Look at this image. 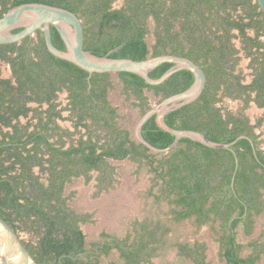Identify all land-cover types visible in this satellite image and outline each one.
<instances>
[{"label": "trees", "instance_id": "16d2710c", "mask_svg": "<svg viewBox=\"0 0 264 264\" xmlns=\"http://www.w3.org/2000/svg\"><path fill=\"white\" fill-rule=\"evenodd\" d=\"M116 1L0 0V16L25 2L56 5L78 15L83 24V46L96 55L144 59L173 53L189 57L204 70L205 87L194 101L167 112L165 122L177 129L199 130L219 142L247 134L256 148L247 137L235 141L236 171L232 151L211 148L188 137L179 138L167 152L150 151L118 122L117 107L107 99L111 72H93L88 78V71L50 53L43 33L37 30L18 46L17 42L0 44V57L9 60L18 81L16 87L0 81L4 89L0 92V123L10 127L1 131L0 152L5 151L7 159L13 156L9 165H4L0 156V216L16 231L31 234L24 245L40 264H100V256L109 255L112 249L119 252L122 264L149 262L156 251L154 244L165 235V230L159 231L161 219L153 227L134 222L132 237L102 231L98 240L87 243L81 223L89 220V214L73 209L68 203L70 194L64 193L72 178L83 176L89 181L93 171L99 184H107L114 172L109 158H129L149 167L160 187L156 197L171 205L174 221L192 216L197 225L218 221L221 264H257L262 258L264 264V239L243 244L236 231L241 225L249 234L255 216L264 212V151L257 147V135L246 117L230 110L223 114L217 105L223 95L239 97L243 92L247 101V91L256 90L254 100L264 106V40L259 39L264 35L262 10L256 0H122L120 5ZM250 29L254 35L248 33ZM50 30L53 44L64 49L56 28L51 25ZM149 34L152 44L147 40ZM240 49L250 57L253 78L247 84L240 81ZM14 51L16 54L10 55ZM172 64L163 62L149 75L156 78ZM116 74L123 93L128 99L133 96L140 115L151 105L145 91H151L159 101L186 89L194 78L190 70L180 69L152 85L137 73ZM62 87L70 92L66 108L73 115L72 129L59 123L70 116H62L53 100ZM27 88L37 101L49 102V108L46 115L34 108L26 123H20L18 116L26 117L29 109L24 105L29 98L24 97ZM141 134L158 147L174 139L157 125L154 115L143 123ZM17 162L19 170L15 169ZM35 164L41 172L48 170L47 177L33 173ZM245 245L252 248L246 257L240 254ZM175 246L191 264H211L205 260L204 244L177 242Z\"/></svg>", "mask_w": 264, "mask_h": 264}, {"label": "rangeland", "instance_id": "374dc122", "mask_svg": "<svg viewBox=\"0 0 264 264\" xmlns=\"http://www.w3.org/2000/svg\"><path fill=\"white\" fill-rule=\"evenodd\" d=\"M121 2L122 0H117L116 5H120ZM147 40L152 44L153 36L149 34ZM249 60L250 58L244 55L240 63L247 77L251 75ZM110 80L112 87L108 90V97L117 107L118 122L122 127L128 128L133 135V126L140 116L139 108L134 105L133 96L128 99L123 93L122 81L115 72L110 74ZM145 94L151 105L157 102L151 91H145ZM227 104L234 110L242 107L237 100H228ZM60 124L64 127L71 126L69 119L60 121ZM109 162L114 166V172L107 184L105 182L99 184L97 173L93 171L89 181H85L83 176L74 177L64 188V193L70 194L69 205L79 213L89 214V220L81 224L87 243L98 240L102 231L121 237L125 235L132 237L134 222H147L153 227L157 220L161 219L162 226L159 231L165 230L164 238L154 244L156 251L150 261L141 264H191L190 259L178 254L175 246L177 242L204 244L205 260L220 264L216 239L220 234L218 221L213 225L210 222L197 225L194 217L174 221L170 213L171 205L163 197H156L159 194V183L146 164L129 158L109 159ZM236 231L237 240L243 244L252 240H263L264 212L255 216V223L249 234L245 233L241 225ZM21 234L26 238L30 233L21 231ZM251 251L252 248L245 245L241 254L247 255ZM99 260L100 264L123 262L116 249H112L107 256H100ZM257 264H263V258Z\"/></svg>", "mask_w": 264, "mask_h": 264}, {"label": "water", "instance_id": "95a60500", "mask_svg": "<svg viewBox=\"0 0 264 264\" xmlns=\"http://www.w3.org/2000/svg\"><path fill=\"white\" fill-rule=\"evenodd\" d=\"M264 14V0H256ZM53 25L63 40L64 49L56 47L51 39L50 26ZM20 27L19 30L13 29ZM40 30L43 33L45 45L53 55L66 59L88 71V78L93 72H133L139 74L147 83L157 85L165 81L172 73L180 69H188L193 75L192 83L184 90L162 98L142 113L133 126L134 138L150 151L162 153L172 149L181 137H188L211 148H226L235 155V171L238 168V158L232 145L233 141L219 142L209 139L203 132L196 129H177L165 122L167 112L179 108L197 99L205 87L206 75L202 67L189 57L173 53H163L148 56L144 59L128 57H108L94 54L83 46V24L78 15L64 7L41 3L25 2L9 8L0 16V44L18 42L26 36H31ZM163 62H172L167 70L154 78L149 72ZM152 115L157 125L174 135L173 141L158 147L146 140L141 134L143 123ZM255 152V151H254ZM232 178V184H233ZM0 263L1 264H40L35 261L24 245L18 232L0 216Z\"/></svg>", "mask_w": 264, "mask_h": 264}, {"label": "flooded vegetation", "instance_id": "af4514ba", "mask_svg": "<svg viewBox=\"0 0 264 264\" xmlns=\"http://www.w3.org/2000/svg\"><path fill=\"white\" fill-rule=\"evenodd\" d=\"M248 33L254 35L255 31L253 29H250V30H248ZM33 36H35V32L30 37H33ZM259 39L260 40H264V35L263 34L260 35ZM20 41L17 42L16 46H18ZM237 42H238L239 45L236 44V46L239 47L241 45L240 40H237ZM15 54H16V51L10 53V55H12V56L15 55ZM238 54L241 55V59H242L243 56L245 55L244 54V50L240 49ZM246 57H249V56H246ZM240 63H241V60H240V62L238 64V69L241 70V72L243 74V78H241L240 81L243 84L250 83L252 78H253V76L251 74L250 77H247L246 74L244 73L243 69L241 68ZM250 71L252 73V68H250ZM4 80L8 81V83H3L4 86H6L5 84H10V85L15 86V87L18 85L17 77L13 73V69H12L11 63L9 62V60H7V59H5L3 57H0V81H4ZM89 87H90V84H89L88 88ZM1 91H4V89L0 87V92ZM247 92H249V94H250V98L247 101H245L246 94L242 92L239 97H232L230 95H223L222 96V101L217 103V105L222 107L221 109H222L223 114H224V112L226 110H230L232 113H234L237 116L239 115V116L246 117L248 119V124L250 125V127L252 129V133L257 135L256 136V140H255L257 147L264 151V106L258 105L257 101L254 100L256 98V93H257L256 90H251V91L248 90ZM69 93L70 92L68 91L67 88L62 87L61 89H58V90L55 91V94L53 96V100L57 103V108L60 109V113H61L62 116H65V117L70 116L69 120L71 122V126L69 128L72 129L73 128L72 127V125H73V120H72L73 115H70L71 110L66 108L67 103L70 101ZM235 94L236 93H234V95ZM25 96L26 97L28 96L29 98L25 100V104L24 105H25V107H27L29 109L27 110L26 117H24L23 115H19L18 116V119L20 120V123H26L28 118L33 115L34 108H38V110L42 111V115H46V110L49 108V102H47V101H41V102L37 101L34 98L35 94L32 93V91L29 88H27L25 90L24 97ZM107 99H109L108 94H107ZM228 100H230V101L231 100H237V102L241 103L242 107L240 109H238V110H234V109H232V107H230L227 104ZM253 110L255 111L254 113L252 112ZM6 115H10V113L7 112ZM12 121L15 122V119H13ZM60 121H62V120H59V123H60ZM9 129H10V127H6V126H4V125H2L0 123V138H1V131H6V130H9ZM29 129H32V126H30ZM240 135H245V137L249 138L251 140L252 145H254V147H255V143L253 142V140L247 134H240ZM0 156L4 157V159H3V164L4 165H9L11 163V160L13 159V156L10 159L5 158L6 157V152L5 151L0 152ZM46 157H47V155H46ZM109 159H112V158H109ZM14 165H15V169L16 168L18 170L20 169V166H19L20 164L18 162L15 163ZM44 165L48 166V162H45ZM238 165H239V160H238ZM31 169H32L33 173L36 174V175L39 174L40 176H45V177H47V175H48V170L45 169L44 172H41L39 165H36V164L32 165ZM192 217H194V219H195V216H192ZM203 224H201V225H203ZM17 232L20 235L23 243H25L27 241H30L31 234H29L28 237L25 238V237L22 236L21 231L18 230ZM32 242H34V240H32ZM187 243H189L190 246H194L195 244H197V242H195V243L187 242ZM176 249L178 250L177 247H176ZM241 255L246 257L248 254L247 255L241 254ZM220 261H221L220 262V264H221L223 262V259H221V257H220ZM211 264H213V263H211Z\"/></svg>", "mask_w": 264, "mask_h": 264}, {"label": "crops", "instance_id": "0c3cea01", "mask_svg": "<svg viewBox=\"0 0 264 264\" xmlns=\"http://www.w3.org/2000/svg\"><path fill=\"white\" fill-rule=\"evenodd\" d=\"M237 44H238V42H237ZM239 45V44H238Z\"/></svg>", "mask_w": 264, "mask_h": 264}]
</instances>
